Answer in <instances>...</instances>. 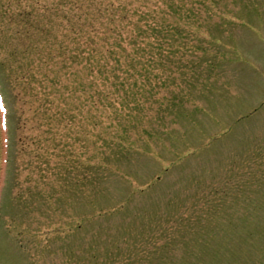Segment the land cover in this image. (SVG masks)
Listing matches in <instances>:
<instances>
[{"label":"rangeland","instance_id":"rangeland-1","mask_svg":"<svg viewBox=\"0 0 264 264\" xmlns=\"http://www.w3.org/2000/svg\"><path fill=\"white\" fill-rule=\"evenodd\" d=\"M21 9L0 0V264H264V0H222L229 20L208 31L219 43L139 113L153 136L138 140L88 102L62 119L53 61Z\"/></svg>","mask_w":264,"mask_h":264},{"label":"trees","instance_id":"trees-1","mask_svg":"<svg viewBox=\"0 0 264 264\" xmlns=\"http://www.w3.org/2000/svg\"><path fill=\"white\" fill-rule=\"evenodd\" d=\"M9 1L23 7L28 37L53 61L47 71L64 98L51 104H61L62 119L76 122L88 102L101 109V122L129 127L136 140L153 136L137 130L148 116L139 113L157 105L165 89L180 88L179 78L196 77L200 67L192 60L207 50L201 45L216 41L209 27H221L216 19L223 25L229 20L214 12L222 0ZM78 91L87 93L84 103ZM127 132L117 133L124 139Z\"/></svg>","mask_w":264,"mask_h":264}]
</instances>
